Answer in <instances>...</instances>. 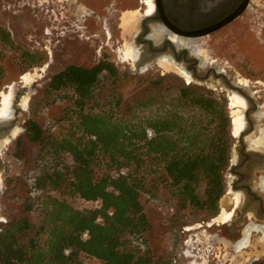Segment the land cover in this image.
Returning a JSON list of instances; mask_svg holds the SVG:
<instances>
[{
  "label": "trees",
  "instance_id": "1",
  "mask_svg": "<svg viewBox=\"0 0 264 264\" xmlns=\"http://www.w3.org/2000/svg\"><path fill=\"white\" fill-rule=\"evenodd\" d=\"M0 39L14 46L4 27ZM20 57L22 73L43 59L24 49ZM117 73L102 57L91 66L68 64L48 83L41 109L68 101L67 125L58 131L55 120L40 123L37 105L27 119L25 136L38 150L24 211L41 220L22 216L0 230V264H155L144 201L156 199L158 188L181 208L218 213L231 146L224 102L159 77L151 81L159 94L120 112L121 98L101 92ZM95 198L98 209L80 206Z\"/></svg>",
  "mask_w": 264,
  "mask_h": 264
},
{
  "label": "rangeland",
  "instance_id": "2",
  "mask_svg": "<svg viewBox=\"0 0 264 264\" xmlns=\"http://www.w3.org/2000/svg\"><path fill=\"white\" fill-rule=\"evenodd\" d=\"M142 6L147 8L144 0H0V27L9 31L14 44V46L6 45L0 39L2 70L0 91L7 89V85L14 82L12 84L15 90L13 99L15 108L11 104V109L14 108L18 120L31 116L32 110L37 105L39 108L36 116L40 123L47 124L55 120L58 123V131H64L67 125L64 118L68 101L57 100L41 109L47 99L48 83L68 64L91 66L102 57H108L118 73L115 81L109 78L104 82L101 92L106 98H121L118 108L120 112L134 107L136 101L147 94H159L161 91L152 87L151 81L164 77V83L190 85L217 98L220 97L224 102L230 123L229 99L219 90H213L211 86L206 87L192 78L187 81L178 72L164 70L157 64L148 63L134 67L121 50H112L116 48L115 39L119 35L123 37L121 41L125 44L135 32L134 28L131 33H122V27L115 26L116 15L121 17L126 10L138 9L137 22H139L142 18L140 13ZM103 16L107 17L106 22H108L109 33L106 32V34L100 27ZM156 29V27L155 29L150 27L151 35L157 36ZM97 34H100V37ZM110 34L112 37L108 38ZM214 38L215 35L205 36L199 39L202 42L200 45L196 44L205 51V55L211 57L218 55L223 60H228L229 63L225 62L224 65H232L233 67L228 66L229 72L235 73L236 77L240 75L264 83L263 53L252 58V63L232 62L228 47L206 45L207 42H213ZM112 40L114 43L111 42ZM106 42L108 44H105ZM248 44L244 48L253 52L255 47ZM119 47L124 50L122 46ZM192 48L194 49L193 46ZM23 49L41 53L43 56L38 65L26 70H36L41 74V76H35L34 80L27 85L20 81L23 68L20 53ZM249 54L251 55L250 52ZM199 63L200 60H198ZM256 84L257 87L253 88L264 87L263 84ZM27 92H29L28 103L26 107H22L18 97ZM231 124L232 122L229 124L230 137ZM21 127L22 131L6 148L0 150L4 160V169L0 170L2 181L0 216L3 218L0 220V230L10 221L22 216L29 217L35 223L41 220V216L36 212L24 211L26 187L32 179V167L35 164L38 147L25 136L26 126ZM232 144L231 141L228 164L222 170L224 190L218 200V213L221 207L228 210L227 189L230 188L228 167ZM144 203L151 223V228L146 235L154 253L155 264H249L254 259L264 258L261 255V252H264V233L262 232L254 230L250 237H246L244 232L243 235L239 232L231 234L227 225L213 219L217 214L209 217L204 211L191 207L181 208L170 192L164 188H158L156 199L146 200ZM212 219L214 222L211 221ZM246 225L242 226V229ZM84 262H87V259H84Z\"/></svg>",
  "mask_w": 264,
  "mask_h": 264
},
{
  "label": "flooded vegetation",
  "instance_id": "3",
  "mask_svg": "<svg viewBox=\"0 0 264 264\" xmlns=\"http://www.w3.org/2000/svg\"><path fill=\"white\" fill-rule=\"evenodd\" d=\"M152 1L154 8L151 12L145 13V6L140 7L142 18L137 22L135 32L129 39L138 51L136 67L148 63L157 64L158 58L164 55V57H169L168 59L175 65L187 71L193 80L201 82L206 87L211 86L213 90H219L229 100L230 93L235 92L240 96L242 95L246 104L239 108L243 110L241 111L245 123L243 124L244 127H241V130L235 134L232 132L231 124V141L233 144L228 167L230 188L227 189V211L230 212V218L228 222L221 223L228 226L231 234L239 232L243 235L244 228L250 223L255 226H263V229L261 231L259 228H251L248 237L253 234L252 231L254 230L264 233V187L259 185V177L264 176V144H255L254 142L260 129L264 128V114H260L264 108V87L253 88L257 87L256 83L261 85L264 83L240 75L236 77L235 73L229 72L228 66H233L224 65L225 62L229 63L228 60H223L218 55L205 57L202 51L200 53V51L192 49L189 43L179 44L168 33L185 39H193L198 45L202 43L199 41L200 38L215 35L213 42H207L206 45L228 47L232 62L252 63V58L264 54V0ZM105 9L108 10V7L105 6ZM233 14H235L233 17L226 20ZM103 17L100 27L106 34V32L109 33L108 22H106L107 17ZM119 19L120 16L116 15L114 21L117 28L121 27L120 22H118ZM150 27L154 29L155 27H164L167 31L161 35L153 36L149 32ZM174 30L208 32L197 37H191L178 34ZM97 36L100 37V34ZM110 37H112L111 34L108 38ZM122 38L119 35L115 39L117 45L112 50L118 51L121 49L119 46L124 47ZM111 42L114 43V40ZM247 43L249 46L255 47L253 52L244 48ZM252 53L254 54L252 55ZM198 60H200L199 64ZM221 62L223 63L221 64ZM238 79L241 81H239L240 83L237 81ZM243 79L245 80L243 81L244 84L242 83ZM237 107L233 105V108ZM14 108L11 109L9 115H0V139L7 135L15 124L18 126H26L27 124L28 118L18 120ZM238 138L243 144L238 141ZM3 162V155L0 151V170L4 169ZM232 183L236 188H231ZM234 194L238 195L234 196ZM244 225L246 226L242 229ZM261 255L264 256V252H261ZM249 264H264V258L254 259Z\"/></svg>",
  "mask_w": 264,
  "mask_h": 264
},
{
  "label": "bare ground",
  "instance_id": "4",
  "mask_svg": "<svg viewBox=\"0 0 264 264\" xmlns=\"http://www.w3.org/2000/svg\"><path fill=\"white\" fill-rule=\"evenodd\" d=\"M141 2H143V1H141ZM144 2L146 3V7H147L145 9L146 10L145 13L146 12H148V13L151 12L153 10V8H154L153 1L152 0H144ZM138 15H139V10L138 9L126 10V11H124L122 13V15L120 17V19H121L120 20V22H121L120 25L122 27V30H121L122 33H131V32H133V30L135 28V25H136V22L138 20ZM166 31L167 30L164 27H159V28L156 29L155 35H157V36L161 35L163 32H166ZM168 33L179 44L180 43H185V44L189 43L191 46L194 47V50H198V51H200V53L202 51L203 52V56H205V57L207 56V55H204L205 51L201 50L199 48V46L194 42L193 39H185V38H182V37H178L177 35H174V34H172L170 32H168ZM123 49L124 50H121V49H118V50H121L122 54L124 56H126L127 58H129L131 60L129 62L133 63L134 67H135V65H136L135 62H136V59L138 58L137 57L138 51L136 50V48H134L133 44L130 41H128V42H125ZM122 58H123V56H122ZM168 58L164 57V55L162 57L160 56V58H158V60H157L158 61L157 65L159 67H161L162 69H164V70H171L173 72L174 71L178 72L179 75L183 76L187 81H189L192 78L187 71H185L183 68L175 65ZM134 67H132V68H134ZM41 68H39V69H41ZM39 75L41 76L39 71L32 70V71H25V72H23L21 74V76L20 75L19 76L21 77L20 81L27 85V84L31 83L34 80L35 76H39ZM240 80H241V78H240ZM240 80L238 79L237 81L239 82ZM243 81H245V80L243 79L242 83H243ZM12 83H14V82H12ZM12 83L7 85V87H6L7 89H4V90L0 91V115H2V116L9 115V113L11 111V104H12L13 99H14V91H15L14 90V85ZM30 92H32V91H30ZM28 93L29 92L25 93L24 95H22L20 97L19 101H20V105L22 107H26V105L28 103V99H29V94ZM229 95L230 96H228V97L230 98L229 101H230V107H231L232 132L236 134V133H238L239 130H241V127H244L243 124H245L244 123V119H243V114H242L243 110L240 109L239 107L243 106L246 103L244 102V98L242 97V95L240 96V94L238 95L237 93L233 92V93H230ZM233 105H236V107L237 106L238 107L237 108H233ZM260 114H264V108L260 111ZM21 131H22V127L21 126H18V125L14 126L11 129L10 134L5 135V136H3L0 139V150H2L3 148H6V146L9 145L10 142L14 139V137L16 135H18V133H20ZM254 142H255V144H264V128L260 129L259 135L254 139ZM259 185L261 187H264V176L263 175L259 177ZM0 187H2L1 177H0ZM237 195L238 194H236V195L234 194V196H237ZM229 218H230V212L225 210L224 207H221L220 212L217 213V215L213 219L215 221H218V222L221 223V222H228ZM2 219L3 218L0 216V220H2ZM213 219L211 221L214 222ZM251 228H259L262 231L263 226L262 227L259 226V225H256V226L254 225L253 226L252 224L247 225L246 228H245V231H243L246 237L249 236ZM260 238H262V237H260ZM259 240H261V239H259Z\"/></svg>",
  "mask_w": 264,
  "mask_h": 264
},
{
  "label": "built area",
  "instance_id": "5",
  "mask_svg": "<svg viewBox=\"0 0 264 264\" xmlns=\"http://www.w3.org/2000/svg\"><path fill=\"white\" fill-rule=\"evenodd\" d=\"M146 133H147V136L150 137L151 134H152V131L150 129H147L146 130ZM124 170H120L119 173H123ZM118 172H115V174H119ZM80 206L81 207H86V208H90V209H98L100 206H101V199L100 198H95V199H90V200H82L81 203H80ZM97 221H100L101 220V217L100 216H97L96 218ZM87 230H85L83 233H82V237L83 238H86L87 237ZM68 250L66 249L65 252H67ZM84 263H87V262H84Z\"/></svg>",
  "mask_w": 264,
  "mask_h": 264
},
{
  "label": "water",
  "instance_id": "6",
  "mask_svg": "<svg viewBox=\"0 0 264 264\" xmlns=\"http://www.w3.org/2000/svg\"><path fill=\"white\" fill-rule=\"evenodd\" d=\"M235 14L231 15L230 17H228L226 20L230 19L231 17H233ZM174 32L178 33V34H183V35H187V36H191V37H197L199 35H202V34H205L207 33L208 31H191V32H182V31H175ZM20 97H18L19 99ZM13 128V127H12ZM11 131V129H10ZM10 131H8L7 135L10 133ZM238 141L243 144V142L241 141L240 138H238ZM232 166V165H230ZM231 188L234 189L236 188V186L234 185V183L231 184Z\"/></svg>",
  "mask_w": 264,
  "mask_h": 264
}]
</instances>
